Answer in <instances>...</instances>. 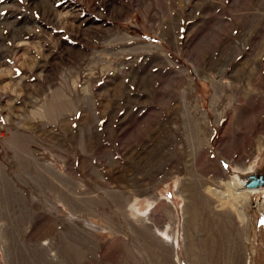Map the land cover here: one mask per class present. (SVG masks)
Masks as SVG:
<instances>
[{"label":"rangeland","instance_id":"1","mask_svg":"<svg viewBox=\"0 0 264 264\" xmlns=\"http://www.w3.org/2000/svg\"><path fill=\"white\" fill-rule=\"evenodd\" d=\"M263 28L264 0H0V264H201L220 218L210 264H264V195L244 229L214 194L264 173V92L235 123ZM55 91L73 105L44 118Z\"/></svg>","mask_w":264,"mask_h":264},{"label":"bare ground","instance_id":"2","mask_svg":"<svg viewBox=\"0 0 264 264\" xmlns=\"http://www.w3.org/2000/svg\"><path fill=\"white\" fill-rule=\"evenodd\" d=\"M238 10V9H237ZM264 29V28H263ZM260 38H262V40L263 41H261V39L259 40V38H258V40L256 41V43H255V47H260V48H262V47H264V43H261V42H264V32L262 33V37H260ZM237 46V45H236ZM257 47V48H258ZM232 48V47H231ZM238 48V47H237ZM227 49V48H226ZM258 50H259V48H258ZM228 51V50H227ZM236 51H237V49H236ZM245 61H246V59H245ZM256 63H258V62H256ZM241 64V63H240ZM248 65V64H247ZM246 65V66H247ZM244 66V65H243ZM238 70V69H237ZM245 70V69H244ZM263 70V69H262ZM243 71V70H242ZM241 71V72H242ZM247 71V70H246ZM248 74H247V80L245 81V83H244V85H241V86H239V87H235V89L237 90V93H238V98H240L239 99V103L240 102H242V101H244V102H247V107L246 108H244V109H240V108H238L237 110H235V113L236 114H240V119H237V120H235V123H237V124H240L239 125V129H243V128H245L244 126L246 125L245 123H247L248 122V124H249V121H254V119L256 120V118H255V116H256V114L258 115L262 110H263V100L261 101V103H260V105H256V106H254V104H253V102H254V99H256L257 97H258V95L260 96V92H264V85H262L260 82H258V84H255V82H256V80H257V77L259 76V74H260V72H261V69L259 68V66H252V68H249L248 69ZM243 74V73H242ZM245 74V73H244ZM243 78V76H241V74H239L238 73V71H236V72H234V74H233V76H232V79H234V81L236 82V81H239V80H241ZM264 80V79H263ZM260 83V84H259ZM214 88H215V90H216V92H215V95H214V97L213 98H215V99H220V97H222V95H223V92H221V88L218 86V84H214ZM62 93V92H61ZM61 93L60 92H58V91H55V93H54V95H53V99L51 100V103L49 104V105H47V106H45L46 107V110H49V109H54V108H56V107H59L60 106V103H59V101L61 100V103H62V105L63 104H65L64 103V99L62 98L63 96L61 95ZM263 94V93H262ZM68 102H70V101H68ZM67 105V104H66ZM65 105V106H66ZM64 106V107H65ZM66 108V107H65ZM45 110V111H46ZM55 110V109H54ZM56 114V113H55ZM59 114V113H58ZM235 116V115H234ZM232 120H234V118H233V116H232V118H231ZM232 120H231V122H230V124L232 123ZM234 122V121H233ZM255 123V122H254ZM230 124H228V125H230ZM256 125V124H255ZM230 126H232V125H230ZM254 126V125H253ZM252 126V127H253ZM188 127H190V128H194V125H189ZM229 127V126H228ZM237 127H238V125H237ZM258 127V126H257ZM228 129V128H227ZM226 129V130H227ZM239 129H237V130H239ZM230 131V130H229ZM192 134H190V140H191V142L192 141H194V140H196L197 142H198V139H197V136H196V134H197V129H192ZM247 132V131H246ZM228 133H230V132H228ZM239 133V132H238ZM244 133V132H243ZM245 133L244 134H239V138H245ZM188 136V135H187ZM252 137V136H251ZM248 139V138H247ZM246 140V139H245ZM245 140H243L244 142H245ZM242 141V140H241ZM251 141V140H250ZM253 141V140H252ZM190 142V141H189ZM228 142V141H227ZM226 142V143H227ZM193 143V142H192ZM241 143H243V142H241ZM194 144V143H193ZM193 144H192V146H193ZM229 144H227L226 146L227 147H229L228 146ZM242 145V144H241ZM245 145V144H244ZM248 145V144H247ZM190 146H191V144H190ZM198 146H200V145H198ZM250 146V145H249ZM226 147V148H227ZM241 147V146H240ZM194 148V147H193ZM247 148V147H246ZM198 149V148H197ZM199 149H200V147H199ZM223 150V149H222ZM193 151H196V150H193ZM194 153V152H193ZM196 153V152H195ZM222 153H223V151H222ZM200 157V156H199ZM205 159V158H204ZM199 160V159H198ZM201 164V163H200ZM197 165V164H196ZM244 166V165H243ZM205 168V167H204ZM192 171V170H191ZM201 172V171H200ZM223 172V171H222ZM42 174V173H41ZM204 174H206V173H204ZM203 174V175H204ZM210 174V173H209ZM222 174V173H221ZM193 175H195V173L193 174ZM218 175V174H217ZM216 175V176H217ZM225 175V174H224ZM41 176V175H40ZM196 176V175H195ZM201 175H197V177L195 178V180L198 178V177H200ZM222 176V175H221ZM203 177V176H202ZM218 177V176H217ZM216 177V178H217ZM204 179H205V176H204ZM210 179V178H209ZM59 180V179H58ZM199 180V179H198ZM203 179H201V181H202ZM51 181V180H50ZM206 181V180H205ZM211 181V180H210ZM62 182V181H61ZM214 182V181H213ZM213 182H211V185H212V183ZM220 182H223V181H220ZM219 182V183H220ZM226 182V181H225ZM9 183V182H8ZM51 183V182H50ZM199 183L200 182H198V181H193V183L191 184L192 185V188L194 187H197V186H200L199 185ZM202 183V182H201ZM67 184V183H66ZM204 184H206V183H202V185H204ZM224 184V183H223ZM227 185V188H225L226 189V191H223V189H222V191L220 192V191H216L214 194L216 195V196H218L219 198H220V200H224L223 202H224V207H228L229 209H230V212L232 211L234 214H236V219H238L239 220V222H241V224L244 226V229H246V221H247V219L249 218L248 216H247V214H246V210H245V208H246V206L244 205V204H246L247 203V201L248 200H250V195H251V192H254V191H258V192H260V194H263L264 195V187L263 188H259V189H252V188H246L245 186H244V181L243 180H241V179H237V176H236V178H230L229 180H228V183L226 184ZM57 186V185H56ZM139 186V185H138ZM205 186H207V184L205 185ZM221 186H224V185H221ZM220 186V187H221ZM54 187H55V185H54ZM61 187V186H60ZM67 187V186H66ZM78 187V186H77ZM203 187V186H202ZM188 188V187H187ZM191 188V189H192ZM215 188V187H214ZM195 189H197V188H195ZM217 189V188H216ZM219 189V188H218ZM217 189V190H218ZM187 190V189H186ZM213 190V189H212ZM211 190V191H212ZM184 191V190H183ZM207 191L209 192V187L207 188ZM210 191V192H211ZM228 192V193H227ZM187 193V192H186ZM190 194H191V192H189ZM194 192H192V194H193ZM197 193V192H196ZM213 193V192H212ZM238 193H239V195H245V203H242L241 204V202L240 203H238L237 201H234L235 199H237V197L236 198H234V194L236 195L237 194V196H239L238 195ZM70 194V193H69ZM211 194V193H210ZM71 195V194H70ZM109 195V194H108ZM199 195V194H198ZM120 196V195H119ZM201 196V195H200ZM203 196H204V194H203ZM202 196V197H203ZM208 196V195H207ZM206 195H205V200H206V202L208 201V200H210L211 198L210 197H207ZM109 197V196H108ZM193 197V196H192ZM197 197V196H196ZM215 197V196H214ZM240 197H242V196H240ZM194 198V197H193ZM215 198H217V197H215ZM239 198V197H238ZM261 198H262V195H261ZM263 198H264V196H263ZM7 199V198H6ZM191 199V198H190ZM202 199V198H201ZM74 200V199H73ZM116 200V199H115ZM194 200V199H193ZM220 200H218L219 202H220ZM237 200H239V199H237ZM65 201V200H64ZM118 201V200H117ZM196 201V200H195ZM242 201V200H241ZM192 202V201H191ZM204 202V201H203ZM119 203V202H118ZM195 203V202H194ZM200 203V202H199ZM215 203V202H214ZM192 204V203H191ZM205 204V203H204ZM198 205V204H197ZM207 205V204H206ZM192 206V205H191ZM203 206V205H202ZM216 206V205H215ZM260 206L263 208V210H264V201L260 204ZM72 207V206H71ZM220 207H222V206H220ZM170 208V207H169ZM168 208V209H169ZM194 208V207H193ZM216 208V207H215ZM215 208H213V209H215ZM197 209V208H196ZM206 209H208V208H206ZM212 209V208H211ZM229 209H227V210H229ZM198 210V209H197ZM210 210V209H209ZM208 210V211H209ZM218 210H219V208H218ZM224 210H225V208H224ZM223 210V211H224ZM189 211V213L191 214V215H189L190 216V219H189V224H190V222H192L193 221V218L195 217L194 216V213L192 214L191 213V211L190 210H188ZM187 211V212H188ZM214 211H216V210H214ZM213 211V212H214ZM86 212V211H85ZM186 212V211H185ZM205 212V211H204ZM210 212V211H209ZM228 212V211H227ZM229 212V213H230ZM218 213V212H217ZM221 213V212H220ZM219 213V214H220ZM228 213V214H229ZM186 214V213H185ZM200 214V213H199ZM202 214V213H201ZM222 214H223V212H222ZM227 214V215H228ZM230 214H232V213H230ZM224 215V214H223ZM200 216V215H199ZM204 216V215H203ZM222 216V215H221ZM220 216V217H221ZM225 216H226V214H225ZM228 216H230V215H228ZM213 217H215V216H213ZM198 218V217H197ZM228 218V217H227ZM226 218V219H227ZM202 219V218H201ZM226 219H223L224 221H226ZM204 220V219H203ZM214 220V219H213ZM229 221L231 220V219H228ZM197 221V220H196ZM216 221V220H215ZM205 223H206V221H204ZM221 224H222V226L221 225H219V226H221L220 228H218L219 230H218V235H216V236H214V238H210L209 237V239L207 238V236L205 235V238L204 237H202V242H201V244H202V249H203V251H204V260H203V262H201V264H210V250H211V248H214L215 246H217V248H219V250H218V252H220V254L218 253V256L219 257H222V253H224L223 251H224V245H225V241L227 242V236L229 235V231H228V224L226 225V222H223L222 220H221V218H220V221H219ZM228 222V221H227ZM231 223H232V221H230ZM235 222V221H234ZM204 223V231H206L205 229H207V227H206V224ZM216 223V222H215ZM238 223V222H237ZM192 224V223H191ZM196 224V223H195ZM212 225V224H211ZM218 225V224H217ZM191 227V226H190ZM213 227V226H212ZM234 227V226H233ZM203 228V227H202ZM208 228H209V226H208ZM229 228H232V227H229ZM187 229V228H186ZM234 229V228H233ZM195 230V229H194ZM208 230V229H207ZM222 230V231H221ZM211 232V231H210ZM215 232V231H214ZM231 232H232V230H231ZM193 234V233H192ZM202 235H203V233H201ZM212 234V233H211ZM214 234V233H213ZM232 235V234H231ZM238 236L237 234H234V236ZM240 236V235H239ZM67 237V236H66ZM229 237H230V235H229ZM232 237V236H231ZM189 238V237H188ZM232 238H234V237H232ZM194 238H192V240H193ZM64 240V239H63ZM86 241V240H85ZM194 241V240H193ZM212 241H214L213 242V244H212ZM237 241V240H236ZM239 241V240H238ZM64 242V241H63ZM71 242V241H70ZM233 243V242H232ZM231 243V244H232ZM63 246H64V244H63ZM230 246V245H229ZM188 247H189V250H188V253H189V255H191V258H193L194 256H195V252L194 251H192V246H189L188 245ZM194 247V246H193ZM216 248V247H215ZM214 248V249H215ZM216 248V249H217ZM236 248V247H235ZM242 249V248H241ZM196 251V250H195ZM214 252H217V250H215ZM242 251H239V249L237 250V252H236V259H235V261H233L234 262V264H244V260H245V258H244V256L242 255V253H241ZM33 253V252H32ZM203 253V252H202ZM211 254H212V252H211ZM75 255V254H74ZM73 257V256H72ZM197 256H195V258H196ZM225 258V255H223V257H222V259H224ZM202 258L200 257V260H201ZM222 259H220V258H218L217 259V261L215 262L216 264H223V261H222ZM227 259V258H226ZM84 260V259H83ZM157 260V259H156ZM71 261V260H70ZM175 261L177 262L178 261V258L177 257H175ZM222 261V262H221ZM193 264V263H192ZM195 264V263H194ZM224 264H225V261H224ZM227 264H229V263H227Z\"/></svg>","mask_w":264,"mask_h":264},{"label":"crops","instance_id":"3","mask_svg":"<svg viewBox=\"0 0 264 264\" xmlns=\"http://www.w3.org/2000/svg\"><path fill=\"white\" fill-rule=\"evenodd\" d=\"M155 1H157V0H155ZM221 3H222V0H221ZM226 20H228V18H225V19L222 20V21L225 22ZM227 23H228V22H227ZM252 31H253V30H252ZM252 31L250 30L248 34H250V32L252 33ZM248 34H247V35H248ZM247 35H246V37H245L246 39H247ZM254 39H255V38H254ZM226 41H227V40H226ZM228 42H231V40L228 41ZM253 42H254V40L252 41V44H253ZM252 44H251V47H252ZM235 47H236V45H235ZM241 59H243V58H241ZM241 59H240V60H241ZM240 60H238V61H240ZM238 61H237V63H238ZM237 63H236V64H237ZM236 64H235V65H236ZM235 65H234V67H235ZM225 71H226V70H225ZM225 73H226V72H224V75H225ZM199 81H200V80H199ZM208 81H210V80L208 79ZM201 90H203V87H202ZM201 90H200V91H201ZM61 95L63 96L62 98L65 100V101H64L65 104L62 105L61 100H60V101H59V103H60V106H59V107L54 108L55 110H54V109H49L48 114H45V113L41 114L42 117H44V118L47 117V119H48V118H49L48 115L50 116L51 114H53L54 117H58V116H60V115L63 113V109H66V108H68V107H69V108L72 107L73 104H72L71 102H68V101H69V100H67L68 97H67L66 95H64L63 93H62ZM50 103H51V101H50L47 105H49ZM66 104H67V105H66ZM65 105H66V106H65ZM64 106H65L66 108H65ZM55 113H56V114H55ZM58 113H59V114H58ZM248 236H249V235H247L246 238H244V239L246 240ZM244 239H243V241H244ZM230 242H231V241H230ZM244 247L246 248V245H244ZM223 249H224L223 252L225 253V255H227V257H231L232 254H234L233 251H232V245H231V244H230V246H229V244H228V247L225 246ZM246 249H247V248H246ZM215 250H217V249H215Z\"/></svg>","mask_w":264,"mask_h":264},{"label":"water","instance_id":"4","mask_svg":"<svg viewBox=\"0 0 264 264\" xmlns=\"http://www.w3.org/2000/svg\"><path fill=\"white\" fill-rule=\"evenodd\" d=\"M246 188L259 189L264 186V173H250L244 180Z\"/></svg>","mask_w":264,"mask_h":264},{"label":"trees","instance_id":"5","mask_svg":"<svg viewBox=\"0 0 264 264\" xmlns=\"http://www.w3.org/2000/svg\"><path fill=\"white\" fill-rule=\"evenodd\" d=\"M199 86H201V85H199ZM203 87V86H202Z\"/></svg>","mask_w":264,"mask_h":264}]
</instances>
